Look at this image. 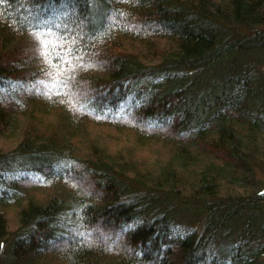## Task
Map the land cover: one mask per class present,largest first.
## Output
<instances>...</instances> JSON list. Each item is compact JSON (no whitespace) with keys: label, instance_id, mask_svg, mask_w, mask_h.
<instances>
[{"label":"trees","instance_id":"16d2710c","mask_svg":"<svg viewBox=\"0 0 264 264\" xmlns=\"http://www.w3.org/2000/svg\"><path fill=\"white\" fill-rule=\"evenodd\" d=\"M263 56L264 0H0V264H264Z\"/></svg>","mask_w":264,"mask_h":264},{"label":"rangeland","instance_id":"374dc122","mask_svg":"<svg viewBox=\"0 0 264 264\" xmlns=\"http://www.w3.org/2000/svg\"><path fill=\"white\" fill-rule=\"evenodd\" d=\"M263 61H264V56H263ZM260 65V69L264 72V62H262L261 64H259ZM249 67H252V66H249ZM233 71H234V69H232ZM89 130H90V132H91V134H93V135H96V133H101L104 137V139H107V140H109V143H108V146H109V148L110 149H112V150H114L115 148H117L116 146H121V145H123L125 142H126V138H124V136H122V135H120V133H117L116 132V130H111V129H108V128H105V129H103V127H98V129H95L93 126H89V128H88ZM114 134H115V136H114ZM118 143V145H116V142ZM157 142V141H156ZM160 142H158L157 143V145L155 144L154 146H157V147H159V148H161V147H163V145L162 144H159ZM9 147V146H8ZM155 150H159V149H157V148H154V147H152V148H150V147H148L147 149H146V151H142V153L141 154H139L140 156L139 157H141L142 159L144 158H148V157H151V156H153V154L155 153ZM141 158H140V160H141ZM260 173H259V176H261V177H263V175H264V170H261V171H259ZM89 181V179L87 180V182ZM261 182H260V188L261 189H264V179H261L260 180ZM12 217V216H11ZM12 226V225H11ZM13 228H14V226H12Z\"/></svg>","mask_w":264,"mask_h":264}]
</instances>
